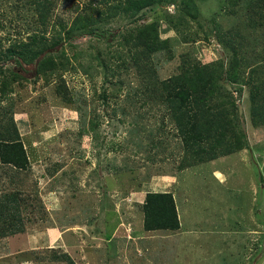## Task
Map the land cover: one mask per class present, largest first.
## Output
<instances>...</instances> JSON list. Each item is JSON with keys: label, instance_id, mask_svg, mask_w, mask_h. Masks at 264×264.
Listing matches in <instances>:
<instances>
[{"label": "rangeland", "instance_id": "374dc122", "mask_svg": "<svg viewBox=\"0 0 264 264\" xmlns=\"http://www.w3.org/2000/svg\"><path fill=\"white\" fill-rule=\"evenodd\" d=\"M194 1L200 17H187L179 28L184 0L158 7L157 16H172L171 24L160 20V38L170 49L155 56L159 78L178 74L183 54L206 65L228 62L237 43L248 50L257 40L255 53L249 50L245 57L263 66L258 82H264L262 20L254 15L257 25L251 28L243 9L229 0ZM91 6L109 13L106 0H0V53L31 43L34 35L51 39L78 14L97 18ZM146 18L140 23L155 20L154 14ZM129 23L126 16L106 19L104 41L74 36L67 47L72 70L64 76L73 105L58 95L56 77L48 84L34 65L22 68L0 57V120L15 121L32 165L31 172L20 174L0 166V195L19 190L24 199L23 230L0 239V264H69L56 259L64 254L75 264H264V126L253 122L252 84L243 83L242 91L226 84L224 91L236 105L249 149L181 171L184 148L169 103L147 97L132 63L123 70L128 56L120 33ZM236 32L246 39L229 43ZM101 61L120 76L106 73ZM11 69L24 79L2 92ZM82 127L88 134H79ZM229 135L225 140L235 143ZM161 191L176 196L180 231L143 230L145 196Z\"/></svg>", "mask_w": 264, "mask_h": 264}, {"label": "trees", "instance_id": "16d2710c", "mask_svg": "<svg viewBox=\"0 0 264 264\" xmlns=\"http://www.w3.org/2000/svg\"><path fill=\"white\" fill-rule=\"evenodd\" d=\"M106 0L109 13H103L91 6V10L97 12V18L90 14H78L69 28L61 24L60 32L51 39L46 37L32 36L31 43H24L14 49L1 51L3 61L14 62V65L25 68L27 65L36 67L37 77H43L47 81L56 77L59 80L58 95L67 104L74 102L71 90L66 84L65 73L72 70V56L67 53V47L72 46L75 35L98 36L100 40L106 39V31L102 30L101 24L108 18L130 17L132 27L120 33L121 47H125L123 53H127L128 59L123 61V70L129 69L127 62L132 63L138 80H141L143 92L149 96H157L169 103V111L172 112L176 124L177 136L184 148V156L178 166L179 170L185 171L198 165L208 163L218 158L232 155L238 151L249 149L248 141H243L245 135L238 124L235 103L231 96H225L226 84L237 85L242 91L245 83L252 84L251 89V114L256 127L264 126V82L259 83V75L262 67L250 65L252 59L245 57L249 50L255 53L259 47L258 41L249 43L248 50L242 49V43H237L230 59L202 64L191 54L182 55L180 72L168 79L161 80L156 70L155 56L161 55L168 50L169 41L160 38L161 19L172 23V16L165 12L164 16H157L158 7L163 3L173 4L175 0ZM233 7H241L246 16L247 26L254 28L257 24L254 15L262 20L264 28V0H229ZM241 2L243 4H241ZM39 7L47 10L48 4L40 1ZM182 13L177 15L179 21L175 27L179 28L187 17L198 20L200 9L194 0H184ZM148 12V14L146 13ZM153 12V13H151ZM236 14V11H233ZM154 14L155 20H148L145 24L140 21L147 19L146 16ZM44 29L47 31V11L42 14ZM134 25V26H133ZM66 33L63 38L62 32ZM100 32V33H98ZM238 37L240 41L246 39L239 32L228 38L229 43H235ZM67 41V44L64 42ZM72 41V42H71ZM227 42V43H228ZM1 47V43H0ZM241 52V53H239ZM173 54H170V58ZM0 58V60H1ZM106 73L112 77H119V70L111 67L107 62H100ZM99 66V65H98ZM258 67V68H257ZM250 76L247 82L245 76ZM11 80L2 83V92L8 88L11 82H19L24 79L22 75L11 69ZM50 82L48 81V84ZM123 86L122 83H119ZM135 94H137L135 92ZM258 120V124L256 123ZM0 120V166L8 167L9 170L18 172H31L30 156L23 143L22 136L18 131L15 121L11 120L7 125ZM82 123H85L82 119ZM94 131V127H90ZM81 136L88 134V129L82 127L79 131ZM217 134V135H216ZM235 137V143L230 139ZM241 134V135H240ZM220 135V137H219ZM22 193L19 190L0 195V239L16 232L22 231L24 220L22 213ZM143 212V230L148 233L159 231L177 232L181 230L176 198L173 192H148L141 205ZM10 231V232H9ZM57 260L75 264L68 254L57 257Z\"/></svg>", "mask_w": 264, "mask_h": 264}, {"label": "crops", "instance_id": "0c3cea01", "mask_svg": "<svg viewBox=\"0 0 264 264\" xmlns=\"http://www.w3.org/2000/svg\"><path fill=\"white\" fill-rule=\"evenodd\" d=\"M217 171V170H216ZM220 172H218V176H220ZM223 175V174H222ZM215 177H217V176H215ZM175 182V181H174ZM175 184V183H174ZM161 187H165V185H160ZM167 186V185H166ZM168 187V186H167ZM161 192H167V191H161Z\"/></svg>", "mask_w": 264, "mask_h": 264}, {"label": "clouds", "instance_id": "9594fccd", "mask_svg": "<svg viewBox=\"0 0 264 264\" xmlns=\"http://www.w3.org/2000/svg\"><path fill=\"white\" fill-rule=\"evenodd\" d=\"M205 164V163H204ZM167 192H169V191H167ZM175 198H176V196H175ZM177 202V201H176Z\"/></svg>", "mask_w": 264, "mask_h": 264}]
</instances>
